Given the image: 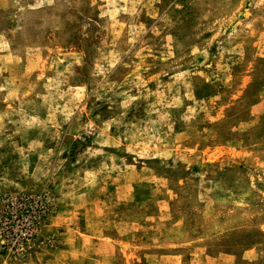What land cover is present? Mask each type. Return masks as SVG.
I'll list each match as a JSON object with an SVG mask.
<instances>
[{
	"label": "rangeland",
	"instance_id": "rangeland-1",
	"mask_svg": "<svg viewBox=\"0 0 264 264\" xmlns=\"http://www.w3.org/2000/svg\"><path fill=\"white\" fill-rule=\"evenodd\" d=\"M0 264H264V0H0Z\"/></svg>",
	"mask_w": 264,
	"mask_h": 264
}]
</instances>
